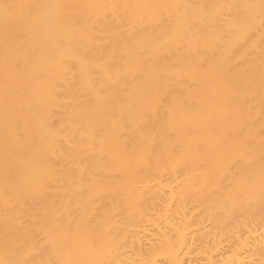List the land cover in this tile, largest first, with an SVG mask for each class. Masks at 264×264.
<instances>
[{
  "label": "bare ground",
  "instance_id": "1",
  "mask_svg": "<svg viewBox=\"0 0 264 264\" xmlns=\"http://www.w3.org/2000/svg\"><path fill=\"white\" fill-rule=\"evenodd\" d=\"M0 264H264V0H0Z\"/></svg>",
  "mask_w": 264,
  "mask_h": 264
},
{
  "label": "rangeland",
  "instance_id": "2",
  "mask_svg": "<svg viewBox=\"0 0 264 264\" xmlns=\"http://www.w3.org/2000/svg\"><path fill=\"white\" fill-rule=\"evenodd\" d=\"M143 237H144V239H143V238H142V239L145 240L146 237H145V236H143ZM149 237H150V236H149ZM193 256H194V255H193ZM198 259H199V258L194 257V260H196V261H194V262H195V263H196V262H197V263H200V262L203 263V261H200L201 259H199V260H198ZM197 260H198V261H197Z\"/></svg>",
  "mask_w": 264,
  "mask_h": 264
}]
</instances>
